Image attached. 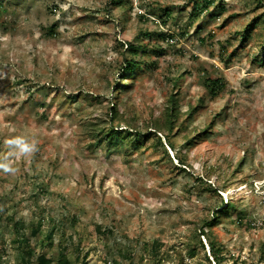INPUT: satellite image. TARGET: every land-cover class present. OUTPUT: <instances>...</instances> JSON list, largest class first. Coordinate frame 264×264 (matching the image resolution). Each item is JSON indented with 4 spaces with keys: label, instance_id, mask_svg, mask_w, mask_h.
Segmentation results:
<instances>
[{
    "label": "rangeland",
    "instance_id": "obj_1",
    "mask_svg": "<svg viewBox=\"0 0 264 264\" xmlns=\"http://www.w3.org/2000/svg\"><path fill=\"white\" fill-rule=\"evenodd\" d=\"M191 11L192 0H0V157L8 139L37 142L0 170V264H59L61 250L77 264H215L210 243L221 264H264V0ZM125 40L158 51L134 55ZM126 56L141 62L133 74ZM209 76L225 80L216 95ZM173 96L172 146L93 134L112 103L120 127L165 125Z\"/></svg>",
    "mask_w": 264,
    "mask_h": 264
},
{
    "label": "trees",
    "instance_id": "obj_2",
    "mask_svg": "<svg viewBox=\"0 0 264 264\" xmlns=\"http://www.w3.org/2000/svg\"><path fill=\"white\" fill-rule=\"evenodd\" d=\"M213 0H192V11L191 14L192 16H196L198 14H200L201 11L205 10L208 8V6L210 5V3ZM112 2H121V0H112ZM141 35H150L151 33L147 30L143 31L140 33ZM159 35H163L161 32H159ZM173 36V35H171ZM126 46L129 48V50L136 55L138 52H143V53H148L149 51H153V52H157L158 49L156 48H148L147 44H137L134 41H129V40H125L124 41ZM123 70L125 71V74H133L135 73V70L140 67V60L137 59L135 56H130V57H124L123 60ZM204 84L207 87V89H209V91L211 92L212 95H216L217 92L224 88L225 86V80L220 78V77H206V79L204 80ZM120 88V87H119ZM170 103L168 104V110L166 113V124L162 125V124H158V123H151V127L154 128V130H149V131H142V130H138L137 128H134V126L132 125H127L125 127H120L121 125L120 123V118L121 115L119 113L118 108L115 106L114 103L111 104L110 106V123H108V125L104 124L99 128H92L93 134H96V136L98 134H100L101 137H99V140H108V143L111 145H117L118 144V140L119 138L124 137L123 135H134L136 136V140L134 142V144L140 143L141 140H148L150 138H154L157 140V142L159 144H162V136L165 137L166 142L172 146V143L169 139V132H171L173 130V128L176 126V120L177 117L179 115V108L177 105V101L175 99V97L173 96L170 100ZM116 120V124L114 123ZM163 130H167L165 133V135H163L164 133H159L158 132H163ZM198 133H195L194 136L192 137H197ZM228 209L227 204L224 205L223 203H221L218 208L216 209V211L213 210V217L212 219H210L209 221L206 222L207 226H213L214 224H216L218 217L220 215L221 212H226ZM41 223L38 224V226H36L35 228H32V235L37 234L38 230H39V225ZM202 234H204V231H202ZM20 240L24 243H26L28 240L25 236H20ZM28 244V243H27ZM211 246V254L214 258L215 264H221V261L218 257V249L215 248L214 243H210ZM32 254H34V250L27 245V248L25 249V252L23 254V258L25 257H30ZM58 260L57 262L59 264H77V262H72L69 257L67 256V254L61 250L58 253ZM25 262H27V258L24 259ZM52 259L47 257V256H43L41 255L38 259V264H52Z\"/></svg>",
    "mask_w": 264,
    "mask_h": 264
},
{
    "label": "clouds",
    "instance_id": "obj_3",
    "mask_svg": "<svg viewBox=\"0 0 264 264\" xmlns=\"http://www.w3.org/2000/svg\"><path fill=\"white\" fill-rule=\"evenodd\" d=\"M9 149L7 154L0 157V170L5 172H15L16 169L11 167L10 157L29 156L37 151V142L33 139L29 141L23 136H16L5 141Z\"/></svg>",
    "mask_w": 264,
    "mask_h": 264
}]
</instances>
